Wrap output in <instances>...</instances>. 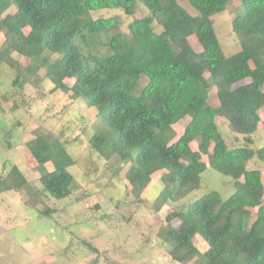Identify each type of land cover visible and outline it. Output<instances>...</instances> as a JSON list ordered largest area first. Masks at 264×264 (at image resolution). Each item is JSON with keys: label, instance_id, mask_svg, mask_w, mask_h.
I'll return each mask as SVG.
<instances>
[{"label": "trees", "instance_id": "16d2710c", "mask_svg": "<svg viewBox=\"0 0 264 264\" xmlns=\"http://www.w3.org/2000/svg\"><path fill=\"white\" fill-rule=\"evenodd\" d=\"M184 1L193 16L178 0H0V69L12 73L10 90L1 97L6 102L12 96L10 108L18 109L15 98L43 70L51 93L80 99L96 112L98 125L87 144L104 161L127 166L132 190L146 189L154 173L165 171V190L151 203L138 200L155 212L197 190L207 167L230 178L234 191L228 198L209 191L176 207L157 236L177 264H264V187L261 171L248 168L250 161L264 163V144L252 147L264 106V0ZM233 2L239 5L230 25L239 49L226 56L212 16ZM102 9L119 10L126 18L141 9L145 14L132 18L124 31L119 16L91 18ZM211 87L216 106L207 103ZM184 117L188 121L173 141L172 126ZM215 118L225 122L234 143L228 145ZM10 133L4 131L7 144ZM63 145L51 134L25 143L39 171L34 201L48 203L41 214L46 219L88 196L67 171L77 160ZM32 186L14 165L0 175V194ZM248 209H255L253 217ZM196 237L205 251L195 246ZM81 244L97 253L91 243Z\"/></svg>", "mask_w": 264, "mask_h": 264}, {"label": "rangeland", "instance_id": "374dc122", "mask_svg": "<svg viewBox=\"0 0 264 264\" xmlns=\"http://www.w3.org/2000/svg\"><path fill=\"white\" fill-rule=\"evenodd\" d=\"M178 3L189 15L195 12L184 0ZM239 3L233 2L219 14L212 16L213 25L222 47L223 53L229 56L239 49L238 40L231 31V21ZM145 14L138 10L132 18ZM91 18H108L119 16L121 30L125 31L127 23L132 18H126L121 11L102 9L90 13ZM3 37L0 34V45ZM193 50L199 46L193 37L189 38ZM23 66L29 63L24 57H18ZM208 79V74H204ZM12 73L8 68L0 69V175L10 166H16L25 179L32 183L30 191L6 192L0 194V264H177L167 255V245L161 242L157 233L165 225L164 217L176 207L195 200L199 196L215 191L225 199L234 191L232 180L209 167L200 175V186L183 200L167 203L155 212L147 202H153L164 190L161 179L165 171H158L151 176V182L146 189L132 190L125 172L127 166L104 161L90 150L87 140L97 124L96 112L80 99L55 92L51 93V84L43 77V70L37 74V79L24 91L25 95L15 98L19 108L12 110L13 99L8 94L4 102L1 95L10 90ZM142 77L140 86L146 84ZM71 85V80H66ZM207 103L218 104L215 88L211 87ZM260 123L252 135L253 148L264 144V106L259 109ZM188 117L172 126L175 133L173 141L178 138ZM216 125L228 145L233 142L225 122L215 118ZM11 131L7 144L4 141V131ZM38 134L53 135L60 140L68 155L77 160L67 171L74 181L87 190L88 196L75 204L63 205L49 219L43 218V211L48 203L34 201L37 189L34 181L39 175L37 164L30 156L25 143ZM191 150H196V142L190 143ZM202 161L207 166L206 156ZM96 167V169H95ZM51 171L52 165H44ZM248 168L261 171V181L264 187V163L248 162ZM88 173V175L85 174ZM175 185H168L174 190ZM132 190V192H131ZM130 191V196L125 193ZM33 204V207L27 205ZM264 203V196H263ZM98 211H94V206ZM253 217L255 209H248ZM103 218L101 219V217ZM178 221H174L176 224ZM85 240L91 243L96 254H91L81 244ZM195 246L200 252L206 250V245L196 237ZM196 262V263H195ZM190 264H203L197 260Z\"/></svg>", "mask_w": 264, "mask_h": 264}]
</instances>
